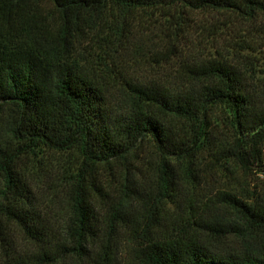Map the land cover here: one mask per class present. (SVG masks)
I'll return each mask as SVG.
<instances>
[{"label":"trees","instance_id":"1","mask_svg":"<svg viewBox=\"0 0 264 264\" xmlns=\"http://www.w3.org/2000/svg\"><path fill=\"white\" fill-rule=\"evenodd\" d=\"M155 12L166 19L139 31ZM202 12L223 18L212 36L262 32L264 0H0V264H118L126 239L141 264H264V189L219 192L190 225L234 235L238 250L165 233L176 182L206 159L264 174V74L248 46L200 51L188 21ZM154 29L161 52L181 58L171 83L87 57L85 45L113 55ZM144 147L156 158L150 185ZM73 150L74 164H23Z\"/></svg>","mask_w":264,"mask_h":264},{"label":"rangeland","instance_id":"2","mask_svg":"<svg viewBox=\"0 0 264 264\" xmlns=\"http://www.w3.org/2000/svg\"><path fill=\"white\" fill-rule=\"evenodd\" d=\"M146 15L141 14V22H146L148 25L144 26L141 24L138 29L139 31L144 30V28L152 29L154 21L162 22L166 19V17L156 12L151 16L148 15L150 18H147ZM222 19L220 15L208 12H202L193 21L189 19L188 24H192L196 30L190 37L195 42H198L200 39L199 33L202 32L204 34H202V37L206 41L204 40L200 44V51L207 52L206 55L219 52L226 57H230L238 49L237 43L242 47L248 46V49L243 50L242 53L249 56L257 70L264 74V14L262 15L263 25L260 28L262 32L256 34L254 38H252L251 33L244 32L245 26L242 24L239 25V29L235 32L223 31L220 36H212L211 34L220 32V28L223 27L222 23L224 21ZM159 26L164 28V25ZM249 29L254 30V28ZM155 30L157 31V29H154V31L148 34L135 33L136 36L132 39L129 47L124 50H119L118 53H114L113 55L103 53L98 49L93 51L89 49V45H85L87 57L94 63L93 65L97 66L98 63L102 65L108 64L114 71H120L127 77L138 75L146 79L152 78L154 80L163 78L167 81L160 79L161 82L171 83L173 82L174 76L177 75L181 58L177 60V56H175L170 59L169 55L161 52V44L151 41L155 37ZM255 30L258 31L259 27L256 26ZM206 37H214L213 48H210L212 43ZM242 40H247V43ZM182 60L185 61L184 59ZM122 66L125 68H122ZM114 98L121 99L119 95L118 97L115 95ZM1 125H3L2 119H0V128ZM2 129L4 130L5 127H2ZM143 149L138 166H141L143 175L150 185L155 170L156 158L153 156L154 153L151 151V148L144 147ZM45 155L46 158L39 163L36 162L35 158L29 157L23 160V164L26 167L29 166L31 169L35 166H40V168L45 169L48 166L50 167L51 164L58 165L59 163L65 166L66 161L74 164L79 160L75 150L64 155L59 152H46ZM38 178L40 181L42 180V177L38 176ZM114 179L112 177V180ZM139 189L143 196L142 198H145L147 196L146 193L149 191L147 183H143ZM261 189H264L263 173H245L241 169L233 167L224 169L217 162L206 159L199 169L195 168L191 175L181 174L180 179L176 182L174 190L172 191L174 203L166 206L167 209L165 207V210L170 214L164 222L166 226L165 233L171 235L178 231L186 230L187 234L192 233V235H197L214 250L222 252L238 250L240 244L234 235L229 234L223 236L209 231L204 227H197L191 230L190 225L195 217H209V213L207 211L204 213V209L206 208V204L209 205L210 201L215 199L219 192L229 191L242 197ZM178 201L181 202L184 210L177 206ZM191 205L193 209L190 208ZM132 245L133 243L129 239L123 242L118 264H141L132 253ZM72 262L75 264L74 262L76 260L74 259ZM90 264L93 263L91 262Z\"/></svg>","mask_w":264,"mask_h":264}]
</instances>
